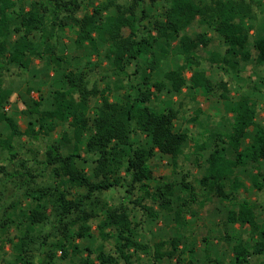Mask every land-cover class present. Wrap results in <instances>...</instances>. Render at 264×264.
Masks as SVG:
<instances>
[{
    "label": "trees",
    "instance_id": "trees-1",
    "mask_svg": "<svg viewBox=\"0 0 264 264\" xmlns=\"http://www.w3.org/2000/svg\"><path fill=\"white\" fill-rule=\"evenodd\" d=\"M84 3L85 0H0V125L9 130L7 136L0 134V149L13 159L17 137L38 141L42 135L50 136L59 125L68 126L60 139L47 148L43 163L50 169L46 176L49 180L39 184L35 180L39 176L29 174L20 187L27 203L19 202L6 209L0 242L10 245L11 264H33V247L40 239L39 249L49 264L54 263L57 250L63 253V260L72 255L80 257L78 264H95L90 259V249H85V258L80 256L82 249L76 240L91 238V222L96 221L101 242L113 243L112 254L100 244L97 264H133L136 253L151 251L157 261L175 259L180 264L179 256L184 250L194 253L185 244L180 249V235L155 243L152 248L141 243L139 222L134 220L127 203L113 206L101 195L115 188L133 194L140 187L160 210L174 212L172 220L180 224L187 201L176 196V184L151 186L155 182L151 166L155 150L171 153L175 169L179 156L192 141L187 131L175 130L180 111L171 101L184 89L194 95L193 99L213 95L212 80L201 68L197 53L212 43L208 31L215 33L226 47L223 56L211 55L210 61L220 69L230 67L239 73L241 64L253 59L252 51L255 62L264 64V1L100 0L92 7V13L79 17L77 13ZM154 8L158 9L157 14L153 13ZM195 22L208 31L189 34L187 30ZM67 29L73 31L72 44L83 56L69 59L65 50L61 55L57 53L55 39ZM252 31L258 33L253 41ZM173 49L183 57V63H174L172 69L164 72L162 66ZM93 56L107 62L111 74L105 80L114 77L112 82L104 80L102 89L89 87L88 73L82 65L84 60L89 64ZM36 59L44 61L47 77L53 71L56 78L50 84L48 99L24 100L28 122L22 131L6 111L15 93L6 85V67L29 72ZM134 64L132 74L129 68ZM189 69L192 76L188 79ZM141 70L139 87L125 84L126 79L139 75ZM224 92L220 97L229 100L226 87ZM160 95L169 100L158 108L153 102ZM96 98L100 104L92 108L91 101ZM231 111L234 118L230 134L224 135L226 139L221 134L214 135L207 140L209 143L196 142L195 150H208L206 174L200 182L203 190L233 203L234 194L244 186L236 170L264 161V127L256 122L255 104L248 95L234 101ZM203 114L199 108L194 122ZM138 134L145 136V143L136 141ZM0 175L4 177L2 185L16 178L1 163ZM181 185L195 201L194 187L190 183ZM253 185L263 189L257 181ZM76 189L83 193L76 194ZM130 203L139 206L151 221L161 217L152 206ZM226 221L247 226L253 237L249 242L234 244L233 264H250L253 257L264 255V222L260 223L253 205H236L228 211ZM47 224L52 225L54 232L42 238Z\"/></svg>",
    "mask_w": 264,
    "mask_h": 264
},
{
    "label": "rangeland",
    "instance_id": "rangeland-1",
    "mask_svg": "<svg viewBox=\"0 0 264 264\" xmlns=\"http://www.w3.org/2000/svg\"><path fill=\"white\" fill-rule=\"evenodd\" d=\"M264 1V0H263ZM100 0H85V3L81 6L78 11V16L81 17L85 13H92V7L98 5ZM258 11V10H256ZM153 13L157 14L158 9L154 8ZM258 13V12H257ZM208 31L207 28L200 26L195 22L187 32L191 35H195L198 32ZM212 36L213 42L208 48L201 47L198 50V54L201 57V68H203L213 83V95L206 97L202 95L195 96L188 93L187 89L183 91L181 95L176 96L173 99L175 108L179 109L180 115L176 120L175 130L176 131H187L190 143L184 148L183 154L179 156L178 167L174 169L172 166V155L164 149H156V155L151 160V166L154 172L155 182L151 183L152 188L163 186L164 183L176 184L174 187L175 194L177 197L187 201V206L182 209L180 214V224L173 221L174 212H166L160 210L159 206L153 204L150 198H147L144 190L137 187L133 194H127L125 189L115 188L104 192L101 197L107 200L113 206H119L123 203H127V206L132 211L131 214L135 221L139 222L137 228L138 241L144 244H148L151 248L155 243L161 241L168 242L170 239L175 238L177 235L182 237V246H188L194 250V253L185 251V253L179 256L180 264H233V246L238 241L249 242L252 237V233L248 229L235 228L230 229L225 224V214L223 206L220 201L214 196H211L201 187V179L205 174L206 163L205 159L201 155L208 154L206 151H196V142L201 143L200 134L207 133L210 131L211 134L224 135L228 134L231 130V120L229 119V111L217 110L214 106H231L233 101L238 100L242 93H253V100L257 106V119L258 122L264 119V64L259 65L255 62V51L253 53V59L248 63H242L240 66V72L226 67L224 70L219 68V65L212 64L211 55L212 47L214 50L219 49L221 52L225 48L221 44L218 36L212 31H208ZM74 39V33L71 29H67L61 33L58 38L55 39V45L57 53L62 54L63 50L66 51L68 58H78L84 54H80L75 50L72 41ZM214 54V53H213ZM77 56V57H76ZM83 60L85 57H82ZM82 60V61H83ZM144 61V60H143ZM174 63H183V57L177 53L176 49H173L170 53L169 58L164 62L162 69L168 71L172 69ZM44 61L36 59L33 65V72L37 74V77H32V73L19 69L15 66L6 67L9 71L6 73V85L15 91L11 97V104L8 107V114L12 115L18 122L22 131L27 128L28 118L25 114L26 107L23 103L24 100L31 98V96L48 98L50 84H54V77L45 78L43 70ZM84 69L88 73L89 87H97L102 89L105 82H112L113 78L105 80V76H109L110 70L106 61H102L101 58L93 56L89 64H86L85 60L82 62ZM136 64L129 68V72L133 74ZM83 68V67H82ZM143 71L137 76L132 75L131 78L126 79L125 84L128 86L139 87L141 83ZM192 71L189 69L186 72V76L190 77ZM56 78V77H55ZM105 80V82H104ZM33 88L34 94L27 91L28 84ZM224 87L227 88L229 95V102L226 103L225 99L220 96L224 92ZM122 92V91H121ZM116 93V92H115ZM123 93V92H122ZM233 93V95H232ZM168 97L160 95L158 100H154L153 106L162 107L167 102ZM100 104L99 99H93L91 106L94 108ZM195 106H204L207 109L201 118L199 124L192 125L190 123L191 117L196 115ZM214 108H213V107ZM259 106V107H258ZM229 109V108H228ZM204 111V110H203ZM210 113V114H209ZM209 116V119H207ZM212 119V124H206ZM220 125H217V124ZM207 126H204V125ZM68 128L67 125H59L57 129L50 136H40L38 141H31L26 136L17 137L14 140V150L16 152L15 158H10L7 152L0 149V163L6 167L9 174H13L16 178L9 180L5 185H2L4 177L0 175V226L4 219L5 211L12 204H18L23 202L25 205L27 201H24L21 196L22 191L20 187L27 181L29 174L36 175V181L39 184L46 183L47 175L50 169L45 168L44 161L46 159V151L50 144L58 141L61 135ZM38 130V127L36 128ZM7 136L9 130L3 124L0 125V134ZM136 141L145 143V136L138 134L135 136ZM208 142V141H207ZM221 144V143H220ZM196 153L198 156L194 157ZM194 153V154H193ZM193 154V155H192ZM88 169L90 168L87 165ZM261 172L259 179L263 184V189L258 190L251 185V173L254 172L253 167H248L245 173H241V179L244 183V188L240 189L236 193L235 203L238 205L243 202H249L255 207L258 218L261 222H264V162L259 166L255 165ZM174 169V170H173ZM41 175V176H40ZM6 179V178H5ZM263 179V181H262ZM260 182V184H261ZM182 183H190L196 193V200L193 201L188 195ZM76 194L83 193L81 189L74 190ZM138 201L142 205L152 206L154 210L160 212L161 217L151 221L145 215V212L139 207L135 206L130 202ZM233 206L229 204L228 207ZM220 208L221 212H217L216 209ZM181 222L183 224H181ZM92 237L87 239H77L76 243L82 249V258L87 256L85 249H90L93 253L91 260L97 264L98 247L102 243L109 253H113V243L110 241L101 242L99 237V230L97 228V222L92 221ZM54 230L51 224H47L43 227L42 238L53 234ZM14 231H12V235ZM0 236L2 237L1 231ZM33 247L34 258L31 259L33 264H49L44 255L41 254L39 242ZM166 249H169V245L166 244ZM11 247L9 244L0 242V264H11L12 260L10 257ZM63 253L61 250L56 251V257L54 263L51 264H78L80 257H73L70 255L68 259H62ZM133 264H177L176 260L168 261H157L151 251V253H136L133 257ZM250 264H264V255L259 257H253L250 260Z\"/></svg>",
    "mask_w": 264,
    "mask_h": 264
},
{
    "label": "crops",
    "instance_id": "crops-1",
    "mask_svg": "<svg viewBox=\"0 0 264 264\" xmlns=\"http://www.w3.org/2000/svg\"><path fill=\"white\" fill-rule=\"evenodd\" d=\"M209 37H212L210 34H209ZM256 38H258V33L257 32H254V31H252L251 32V40L253 41V40H255ZM213 42V41H212ZM220 42H221V40H220ZM221 44H222V42H221ZM223 45V44H222ZM214 48V46L212 47V52L214 53V54H219V55H221V56H223L224 54H225V50H226V47L223 49V51L221 52L219 49H217V50H214L213 49ZM43 70H44V77L45 78H53V76H54V72L53 71H51L50 73H49V76L47 77L46 76V73H47V71H46V67H45V64H43ZM29 72H31L32 73V77H37L38 75L37 74H34V72H33V69H32V71H29ZM208 75V74H207ZM192 76V75H191ZM190 76V77H191ZM187 77V76H186ZM190 77H187L188 79L190 78ZM209 77V76H208ZM55 78V77H54ZM28 84V86H27V91L29 90V89H31V93H35V92H33V88L29 85V83H27ZM185 90V89H184ZM183 90V91H184ZM14 91V90H13ZM188 91V90H187ZM15 92V91H14ZM189 93V92H188ZM49 94V93H48ZM14 95V94H13ZM12 95V96H13ZM232 95H233V93H232ZM241 95H248L250 98H251V100L254 102V104H255V101L253 100V96L255 95V94H253V93H242ZM240 95V96H241ZM165 96V95H164ZM40 97H42V96H40ZM40 97H35V96H31V99H33V100H35V101H40ZM48 97H49V95H48ZM166 98H167V96H165ZM176 97V96H175ZM174 97V98H175ZM173 98V99H174ZM46 99H48V98H46ZM173 99H172V101L171 102H173ZM169 100V99H168ZM168 100H167V102H168ZM236 101V100H235ZM166 101H165V104L167 103ZM229 102V100H226V103H228ZM234 102V101H233ZM23 103H24V101H23ZM47 104V103H46ZM164 104V105H165ZM232 106H233V103H232V105L231 106H214L218 111L219 110H221L222 108H224V110L223 111H229V119L231 120V127H232V123H233V118H234V114L232 113V111H231V108H232ZM8 107H9V105H8ZM8 107L6 108V111H7V113H8ZM196 107V112H197V110L200 108V109H202V111L203 112H205L207 109H210V107L209 106H207V109L205 110V108H204V106H195ZM213 107V106H212ZM213 107V108H214ZM259 107V106H258ZM159 108H161V107H159ZM229 108V109H228ZM255 108H256V113H257V106H256V104H255ZM196 114V113H195ZM210 114V113H209ZM12 116V115H11ZM194 117H195V115L193 116V117H191V120H190V123H192L190 126H192V125H198L199 124V120L198 121H195L194 122ZM206 117H207V119H209V116H207L206 115ZM212 119L211 120H209V122H206V124H208L209 123V125H213L212 124ZM256 122L259 124V125H262L263 127H264V119H263V121H262V123L261 122H258V119H257V114H256ZM204 125V126H207V125ZM217 124V123H216ZM217 125H220V124H217ZM175 126H176V124H175ZM208 132V131H207ZM230 132H231V130H230ZM230 132L228 133V134H230ZM205 135H203V136H201V140H202V142H204V141H207L208 139H209V137H212V138H215V136H214V134L213 135H209V134H211L210 133V131H209V134L208 133H204ZM228 134H226V135H228ZM223 139H226V137L224 136V138ZM216 142H219V139H218V141H217V139H216ZM247 142H250V137L247 139ZM190 143V142H189ZM209 143V142H208ZM220 143V142H219ZM194 154V153H193ZM192 154V155H193ZM195 156L194 157H196V156H198L199 154H197L196 152H195V154H194ZM208 156V154H206V156L205 155H201V157H203L204 159H206V157ZM262 162H264V161H260V162H258V163H256V164H252V163H249V164H247L246 165V167H244V168H239V169H237L236 170V173H237V177L242 181V179H241V176H240V174L241 173H245V172H248L247 171V168L248 167H253V170H254V172L253 173H251V180H250V182H251V185L254 187V185H253V182H258L259 184H260V182H261V180L258 178L259 177V175L261 174V172H260V170L258 169V168H255L254 166L255 165H260ZM206 163V162H205ZM206 169H207V165H206ZM206 169H205V174H206ZM204 174V175H205ZM262 178H264V177H262ZM262 181H263V179H262ZM242 183H243V181H242ZM243 185H244V183H243ZM261 185H263L262 184V182H261ZM244 188V186L241 188V189H243ZM254 188H256V187H254ZM257 189V188H256ZM238 193V192H237ZM236 197V194H234V198ZM218 199V198H217ZM233 200H235V199H233ZM218 201H220V203H221V205L223 206V211L224 212H226V214H225V224H226V226H228V228H230V229H239V228H242V229H248L249 230V232H250V229L247 227V226H241L240 224H235V225H230V224H228L227 223V221H226V215H227V213H228V211L230 210V209H232L233 207H236V203H235V201H233V203H230V202H224V201H222V200H220V199H218ZM247 203H249V202H247ZM229 204H233V206H230V207H228L229 206ZM241 204V203H240ZM250 204V203H249ZM250 205H253V204H250ZM217 212H221V209L219 208L218 209V207H217V209H216V214H218ZM259 221H260V219H259ZM260 223H263V222H261L260 221ZM251 238H253V237H251ZM238 242H240V241H238ZM237 243V242H236Z\"/></svg>",
    "mask_w": 264,
    "mask_h": 264
}]
</instances>
